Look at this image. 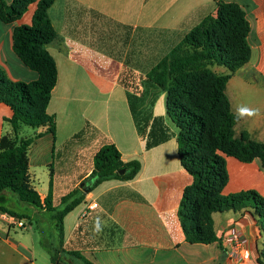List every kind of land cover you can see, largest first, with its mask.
Segmentation results:
<instances>
[{"label": "crops", "instance_id": "crops-1", "mask_svg": "<svg viewBox=\"0 0 264 264\" xmlns=\"http://www.w3.org/2000/svg\"><path fill=\"white\" fill-rule=\"evenodd\" d=\"M14 1L4 0L8 7ZM218 3L238 5L251 27V60L226 87L232 112L239 117L235 137L246 133L264 143V0H55L48 10L58 35L46 46L58 68V82L47 107L57 124L52 152L56 143L63 146L90 124L94 130L82 136L86 142L94 134L98 150L112 143L124 163L141 164L134 179L109 180L85 192L82 184L92 172L95 154L89 165L72 162L80 170L72 181L70 162L62 157L57 168H51L48 186L40 191L36 170L43 164L40 158L45 149L41 145H46L48 135L44 134L46 128L36 129L28 151L29 175L42 202L50 192L52 176L55 206L74 189L86 193L83 203L64 219L66 250L80 252L94 264H259L264 239L257 219L248 210L232 211L233 216L221 223L213 215L215 243L186 241L179 209L192 177L181 165L177 139L145 150L121 83L126 70L146 74L203 19L216 17ZM37 7L38 1L30 3L25 13L10 23L0 16V73L5 79L30 83L39 78L13 47L14 29L32 26ZM250 92L252 98L247 97ZM165 104L163 94L154 108L156 116H166ZM12 116L11 108L0 101V141L8 129L6 120ZM40 134L43 136L38 137ZM83 148L85 145L78 147L81 161ZM226 169L228 182L222 195L255 191L264 198V168L258 159L245 163L226 157ZM4 198L7 207L28 213L30 219H23L24 227H19L5 220L0 211V264H52L40 249L44 232L53 238V226L45 220V212L39 213L12 193H5ZM92 204L97 207L91 210ZM232 228L247 240L249 259L242 260L240 253L231 257L230 247L223 244L222 237Z\"/></svg>", "mask_w": 264, "mask_h": 264}, {"label": "trees", "instance_id": "trees-1", "mask_svg": "<svg viewBox=\"0 0 264 264\" xmlns=\"http://www.w3.org/2000/svg\"><path fill=\"white\" fill-rule=\"evenodd\" d=\"M36 1L38 7L32 26L14 29L13 47L39 78L30 83L13 82L0 73V101L13 112L6 122L12 124L15 133L14 138L3 136L0 141V211L20 220L30 219L28 213L20 214L6 206L4 194L16 195L39 213L44 211L45 220L53 226V238L44 232L41 242L52 264H94L80 252L64 248V219L83 203L86 193L74 189L55 206L52 176L50 192L42 202L29 175L28 151L35 139L19 137V130L26 125L46 128L44 134L50 135L54 144L56 140V119L47 113V107L58 82V68L46 49L58 37L48 15L55 0H15L9 7L0 0V16L7 23L13 22ZM250 31L242 8L218 3L216 17L203 19L144 74L148 88L154 91L148 100L144 92L139 93L127 84L125 72L122 75L130 113L145 150L177 139L181 165L192 177L179 209L182 229L190 244L209 245L218 241L213 215L224 211H250L264 239V198L255 191L222 195L228 182L226 157L245 163L258 159L264 168V143L252 140L246 133L235 137L239 117L232 112L226 95L231 77L251 60ZM216 67L225 68L227 73L216 72L213 69ZM163 94H166L167 114L156 116L154 108ZM87 129L94 130L87 124L71 141L84 135ZM140 169L138 161L124 163L116 146L106 143L95 153L93 169L85 183L92 192L109 180L130 181ZM122 170H125L123 174ZM262 248L259 264H264V243Z\"/></svg>", "mask_w": 264, "mask_h": 264}, {"label": "rangeland", "instance_id": "rangeland-1", "mask_svg": "<svg viewBox=\"0 0 264 264\" xmlns=\"http://www.w3.org/2000/svg\"><path fill=\"white\" fill-rule=\"evenodd\" d=\"M213 69L218 73L223 72V71L227 72V70L223 67H220V70H223L220 72L217 71L216 68H213ZM144 74L145 73L143 71L126 70L123 77L130 87H133V89L134 88L138 89L139 93L144 92L143 96L145 97V99H147L149 98V94H152L154 91L148 88L144 80ZM247 97L252 98L253 93L252 92L248 93ZM86 125L84 129L86 128ZM88 131L89 129H87L85 132L86 136H87ZM242 134L243 133H241V135ZM35 135H36V129L26 126V125H23L21 129L19 130V137L21 139L35 138ZM241 135L236 138H240ZM4 136L12 137V138L15 137V133L13 131L11 123H8V129L6 130ZM82 136L74 139L73 141L69 140L63 146L62 145L59 146L58 143H56V150L54 153L52 152V147L54 143L53 139L50 135L46 136L43 144L48 145V147H46V145H41L45 149V151L42 153L41 158H40V162H43V164H41L39 168L36 170V177H37L36 185L40 191H42L43 188L48 186V180H49L51 168L52 167L57 168V165L59 162H61L62 157H64V159L66 160L65 162H70L68 166L70 181H72V179L76 177L80 171L78 168L74 166V163L72 164V162H86L88 165L91 163L93 155L98 150V137L92 134L91 139L86 142V140L83 139ZM83 141L85 143H83ZM83 145H85V148H83L84 151L83 153L82 152L80 153L83 154L84 158H83V161H81L82 158L81 159L78 158L77 154L79 153L78 147H81ZM224 214L225 215H220L219 212L215 213L214 214L215 220L218 222L220 221L221 223L225 221L228 216L232 217L234 213L232 211H226ZM262 222L264 223V219L262 220ZM40 249L43 250L42 247H40ZM43 253L46 255L47 258H49V255L47 254L45 250H43Z\"/></svg>", "mask_w": 264, "mask_h": 264}, {"label": "built area", "instance_id": "built-area-1", "mask_svg": "<svg viewBox=\"0 0 264 264\" xmlns=\"http://www.w3.org/2000/svg\"><path fill=\"white\" fill-rule=\"evenodd\" d=\"M97 204H92L89 209L96 208ZM2 216L8 222L15 224L19 227H24L23 220L15 216H11L7 213H2ZM223 244L230 247L231 257H235L237 253H240L242 260H247L250 257V252L247 248V240L242 237L236 228H232L222 237Z\"/></svg>", "mask_w": 264, "mask_h": 264}, {"label": "water", "instance_id": "water-1", "mask_svg": "<svg viewBox=\"0 0 264 264\" xmlns=\"http://www.w3.org/2000/svg\"><path fill=\"white\" fill-rule=\"evenodd\" d=\"M124 172H125V170H122V171H121V174H123ZM88 185H89V184H87V183H85V182L82 184L83 189H84L85 192H89V186H88Z\"/></svg>", "mask_w": 264, "mask_h": 264}]
</instances>
